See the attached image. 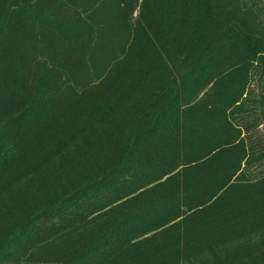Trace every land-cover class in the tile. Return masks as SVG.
<instances>
[{
  "label": "trees",
  "instance_id": "trees-1",
  "mask_svg": "<svg viewBox=\"0 0 264 264\" xmlns=\"http://www.w3.org/2000/svg\"><path fill=\"white\" fill-rule=\"evenodd\" d=\"M0 264H264V0H0Z\"/></svg>",
  "mask_w": 264,
  "mask_h": 264
}]
</instances>
